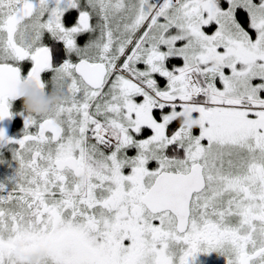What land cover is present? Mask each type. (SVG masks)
Segmentation results:
<instances>
[{
  "label": "snow or ice",
  "instance_id": "obj_1",
  "mask_svg": "<svg viewBox=\"0 0 264 264\" xmlns=\"http://www.w3.org/2000/svg\"><path fill=\"white\" fill-rule=\"evenodd\" d=\"M22 80L0 264H264V0H0V120Z\"/></svg>",
  "mask_w": 264,
  "mask_h": 264
},
{
  "label": "flooded vegetation",
  "instance_id": "obj_2",
  "mask_svg": "<svg viewBox=\"0 0 264 264\" xmlns=\"http://www.w3.org/2000/svg\"><path fill=\"white\" fill-rule=\"evenodd\" d=\"M77 13L73 10L71 11L70 13L66 14V26H70L72 22H74L75 18L77 17ZM239 16V14H238ZM207 32L208 31H214L211 29V27H208L205 29ZM88 39L87 35H83V36H79L77 37V40H78V43H80L81 45ZM47 42V40H46ZM61 59V57H57V60L59 61ZM73 59H75L73 57ZM182 60L179 59V58H172L168 61V67L169 68H172L173 66H176V67H179V66H182ZM138 67H141L143 68V65H138ZM30 68V64L28 63H25L23 65V71H27L28 69ZM44 79L45 80H49L50 79V74H45L44 75ZM160 79V78H158ZM218 83V87H221V85H219V82ZM161 86H163V81L161 80ZM141 99V98H137V102L138 100ZM20 111L22 110V99H19L17 98L16 100L12 101V108L10 109V111L13 113V115L10 117L12 119V125H11V128H10V133L8 135V137L10 138H18L20 136V119L18 117H15L14 116V113L17 112V111ZM167 111V109L165 110ZM154 115L157 117V119H159L160 117V112L159 111H156L154 113ZM195 115V114H194ZM176 127H178V123L176 122H173V124L170 125L168 131L169 133H171ZM17 133V134H16ZM15 134V135H13ZM193 134L194 135H198L199 134V129L198 128H194L193 129ZM147 135H150V130H145L144 134H143V137L141 138H144L146 137ZM9 147H12V146H7V147H3V148H0V154H2L3 158L5 159V163H0V181H3L5 180L6 178L10 177L11 175H13V172H14V169L16 167V164H14L15 162L11 160V152L9 151ZM182 149H180V152L182 154ZM134 151H130V155L133 154ZM151 167H155V163H152L150 165ZM11 167V168H10ZM201 258V253L200 254H197L195 260L192 262V264H198L197 262L200 260ZM220 264H226V261H225V258L222 256V262Z\"/></svg>",
  "mask_w": 264,
  "mask_h": 264
},
{
  "label": "clouds",
  "instance_id": "obj_3",
  "mask_svg": "<svg viewBox=\"0 0 264 264\" xmlns=\"http://www.w3.org/2000/svg\"><path fill=\"white\" fill-rule=\"evenodd\" d=\"M16 96L22 99V111L30 115H44L51 111L53 107L62 99L59 91H49L47 93L39 90L33 83L22 80L16 85ZM180 124L186 128L195 127V118L191 115L180 118ZM44 252L36 250L24 257L25 264H41Z\"/></svg>",
  "mask_w": 264,
  "mask_h": 264
},
{
  "label": "rangeland",
  "instance_id": "obj_4",
  "mask_svg": "<svg viewBox=\"0 0 264 264\" xmlns=\"http://www.w3.org/2000/svg\"><path fill=\"white\" fill-rule=\"evenodd\" d=\"M245 15L246 14H244V16ZM211 29L214 30V26H211ZM211 32L212 31H208L209 34H211ZM138 102H139V100H138ZM21 112H22V110H20V111L18 110L17 112L14 113V116L18 117L21 120L20 121V126L21 127H20V130H19L20 135L22 134V130H23V127H24L23 116L22 115H17L16 113H21ZM13 135H15V134H13ZM133 154H134V152H133ZM221 262H222V256H220L217 253L213 252V253H209V254L201 253V258H200V260L197 263L198 264H220Z\"/></svg>",
  "mask_w": 264,
  "mask_h": 264
},
{
  "label": "water",
  "instance_id": "obj_5",
  "mask_svg": "<svg viewBox=\"0 0 264 264\" xmlns=\"http://www.w3.org/2000/svg\"><path fill=\"white\" fill-rule=\"evenodd\" d=\"M11 125H12L11 118H5L4 120H0V128H3L5 130L6 136H8L10 133Z\"/></svg>",
  "mask_w": 264,
  "mask_h": 264
},
{
  "label": "trees",
  "instance_id": "obj_6",
  "mask_svg": "<svg viewBox=\"0 0 264 264\" xmlns=\"http://www.w3.org/2000/svg\"><path fill=\"white\" fill-rule=\"evenodd\" d=\"M244 14H245V13L240 12L238 18H241V19H242V18L244 17Z\"/></svg>",
  "mask_w": 264,
  "mask_h": 264
}]
</instances>
